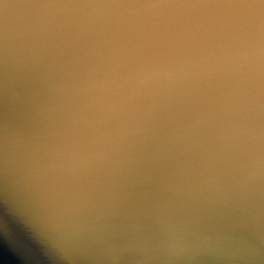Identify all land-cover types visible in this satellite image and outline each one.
<instances>
[{
    "label": "water",
    "instance_id": "95a60500",
    "mask_svg": "<svg viewBox=\"0 0 264 264\" xmlns=\"http://www.w3.org/2000/svg\"><path fill=\"white\" fill-rule=\"evenodd\" d=\"M0 264H264V0H0Z\"/></svg>",
    "mask_w": 264,
    "mask_h": 264
},
{
    "label": "bare ground",
    "instance_id": "6f19581e",
    "mask_svg": "<svg viewBox=\"0 0 264 264\" xmlns=\"http://www.w3.org/2000/svg\"><path fill=\"white\" fill-rule=\"evenodd\" d=\"M99 1L103 2L105 0H99ZM112 9H114V8H111V7L107 8L106 4L104 3V4H100L98 6H95V8L91 7L90 8V12L95 13L96 14L95 16H99L100 14L103 13V14H106V15L112 17V15H113V10ZM255 14L257 15V13H255ZM96 32H98V30H96ZM240 46L243 48V47H245V44L244 43H240ZM115 99H116V94H115ZM169 108L172 109L171 111L175 110V107L169 106ZM224 109H227V107H225Z\"/></svg>",
    "mask_w": 264,
    "mask_h": 264
}]
</instances>
